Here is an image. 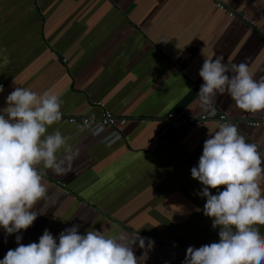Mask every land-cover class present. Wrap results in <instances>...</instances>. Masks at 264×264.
<instances>
[{
  "label": "crops",
  "instance_id": "0c3cea01",
  "mask_svg": "<svg viewBox=\"0 0 264 264\" xmlns=\"http://www.w3.org/2000/svg\"><path fill=\"white\" fill-rule=\"evenodd\" d=\"M217 56L245 62L255 80L264 79V0H0V110L15 87L57 94L64 118L47 133L69 138L58 157L67 146L79 150L66 174L36 166L47 199L33 210L45 212L11 235L0 226V259L18 246L17 235L27 245L48 229L58 242L73 224L81 234L139 231L153 239L139 264H181L188 246L218 242L191 168L220 122L185 127L166 118L264 115L238 108L227 92L218 94L214 110L201 108L199 69ZM105 109L126 123L92 128L67 120ZM238 130L264 156V127ZM260 183L264 189V176ZM256 227L264 234V225ZM145 250L134 246L137 257Z\"/></svg>",
  "mask_w": 264,
  "mask_h": 264
},
{
  "label": "clouds",
  "instance_id": "9594fccd",
  "mask_svg": "<svg viewBox=\"0 0 264 264\" xmlns=\"http://www.w3.org/2000/svg\"><path fill=\"white\" fill-rule=\"evenodd\" d=\"M199 76L204 81L198 92L202 109L214 110L218 94L227 92L238 108L264 111V79L255 80L245 62L228 64L223 56L204 59ZM6 103L0 110V226L11 235L27 230L45 212L33 210L38 201L47 199L43 175L36 166L42 163L56 175L66 174L79 150L67 146L58 157L69 138L59 130L47 133V127L62 117L63 101L57 94L15 87ZM191 176L203 186L196 194L206 198L203 214L219 229V240L198 248L188 246L181 264H264V234L256 227L264 225L260 183L264 156L258 145L247 142L235 123L222 122L204 141ZM79 227L73 224L62 230L58 242L48 229L38 242L27 245L17 235L18 246L9 249L0 264H139L155 245L139 231L106 237L101 230L81 234ZM134 246L146 250L137 257Z\"/></svg>",
  "mask_w": 264,
  "mask_h": 264
},
{
  "label": "built area",
  "instance_id": "2783aa9c",
  "mask_svg": "<svg viewBox=\"0 0 264 264\" xmlns=\"http://www.w3.org/2000/svg\"><path fill=\"white\" fill-rule=\"evenodd\" d=\"M218 7L222 9H227L225 4H222L221 2L217 3ZM231 15L234 14V12H230ZM166 118L169 121L172 122H178L182 124L185 127L190 126H200L204 123L211 122V121H218L220 123L225 121H231L238 125L240 127L241 125H246L249 127H264V115L260 117H253V118H237L232 119L228 115L222 113L219 115H212L209 112H202L200 114H193V113H182V112H169L166 115ZM68 121L70 123H76L81 122L85 127L87 126H101L103 128L107 127H116L120 125H124L127 121V118L125 117H118L115 114H113L109 110H103L101 114L98 116H77V115H71L68 116Z\"/></svg>",
  "mask_w": 264,
  "mask_h": 264
},
{
  "label": "trees",
  "instance_id": "16d2710c",
  "mask_svg": "<svg viewBox=\"0 0 264 264\" xmlns=\"http://www.w3.org/2000/svg\"><path fill=\"white\" fill-rule=\"evenodd\" d=\"M107 110V109H106ZM101 114V113H100ZM71 116V115H70ZM77 116H84V115H77ZM93 117V116H92ZM61 118H64V117H61ZM68 118V117H67ZM68 120V119H67ZM76 123H79L81 124L82 126H84L81 122H76ZM92 127V126H91ZM93 128V127H92Z\"/></svg>",
  "mask_w": 264,
  "mask_h": 264
},
{
  "label": "rangeland",
  "instance_id": "374dc122",
  "mask_svg": "<svg viewBox=\"0 0 264 264\" xmlns=\"http://www.w3.org/2000/svg\"><path fill=\"white\" fill-rule=\"evenodd\" d=\"M2 36H3V34H2ZM6 36V35H5ZM62 116H64V114H62Z\"/></svg>",
  "mask_w": 264,
  "mask_h": 264
}]
</instances>
